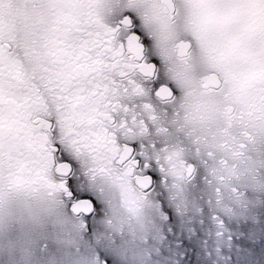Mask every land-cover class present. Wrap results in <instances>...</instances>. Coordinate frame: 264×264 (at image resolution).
Returning <instances> with one entry per match:
<instances>
[{"label": "snow or ice", "instance_id": "1", "mask_svg": "<svg viewBox=\"0 0 264 264\" xmlns=\"http://www.w3.org/2000/svg\"><path fill=\"white\" fill-rule=\"evenodd\" d=\"M256 118L264 0H0V221L67 241L36 264H264V202L220 187Z\"/></svg>", "mask_w": 264, "mask_h": 264}, {"label": "rangeland", "instance_id": "2", "mask_svg": "<svg viewBox=\"0 0 264 264\" xmlns=\"http://www.w3.org/2000/svg\"><path fill=\"white\" fill-rule=\"evenodd\" d=\"M264 161H257L247 167L250 177L239 182L240 188L250 189L240 202V208H249L264 202ZM255 174V176H254ZM233 182V185H236ZM20 222L13 225L14 207L0 221V264H36L45 253L59 255L67 246L61 226L52 216H39L32 208L22 211ZM46 235L47 240L40 237ZM47 244V249L43 245Z\"/></svg>", "mask_w": 264, "mask_h": 264}, {"label": "flooded vegetation", "instance_id": "3", "mask_svg": "<svg viewBox=\"0 0 264 264\" xmlns=\"http://www.w3.org/2000/svg\"><path fill=\"white\" fill-rule=\"evenodd\" d=\"M240 142L243 144V148L240 151V156L233 158L231 155L226 154L228 167L234 168L236 174L221 187V196L223 203L232 207L233 204L239 203L240 194L243 193L239 188V182L244 178V165L253 164L257 161H264V121L259 118L246 120L243 127L237 126L236 129ZM264 163H261L263 165ZM236 182V185H233ZM31 208L36 212L38 205L35 201L28 200ZM21 200H17L20 204ZM238 209V208H237Z\"/></svg>", "mask_w": 264, "mask_h": 264}]
</instances>
